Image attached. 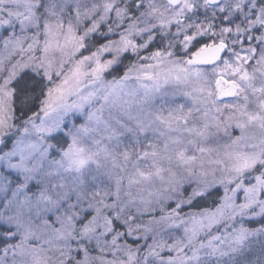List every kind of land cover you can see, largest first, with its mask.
I'll return each instance as SVG.
<instances>
[{
    "label": "snow or ice",
    "instance_id": "obj_1",
    "mask_svg": "<svg viewBox=\"0 0 264 264\" xmlns=\"http://www.w3.org/2000/svg\"><path fill=\"white\" fill-rule=\"evenodd\" d=\"M0 264H264V0H0Z\"/></svg>",
    "mask_w": 264,
    "mask_h": 264
}]
</instances>
